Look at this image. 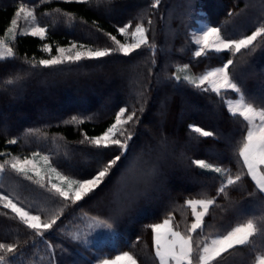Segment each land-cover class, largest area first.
Segmentation results:
<instances>
[{
  "label": "trees",
  "instance_id": "obj_1",
  "mask_svg": "<svg viewBox=\"0 0 264 264\" xmlns=\"http://www.w3.org/2000/svg\"><path fill=\"white\" fill-rule=\"evenodd\" d=\"M153 2L111 0L97 5L69 0H0V37L5 35L22 4L34 5L39 16L47 19L54 12L64 14L62 22L55 26L48 24L49 31L43 40L18 34L12 41L16 58L0 61V161L8 158L3 155L6 153L24 156L38 151L50 155L52 165L63 174L91 178L99 160L119 153L113 150L101 155L80 143L82 133L100 134L114 121L119 108L127 107L126 115L136 110L139 117L138 123L134 117L127 126L134 134L129 142L128 161L147 150L146 166L159 170L146 188L141 186L142 195L124 201L125 210L114 221L110 217L116 205L110 201L115 181L128 161L114 170L110 182L97 189L94 196L77 204L60 200L35 184V178L28 181L6 169L0 179V191L14 202L26 210L39 212L44 221L62 212L53 229L38 237L11 210L0 205V243L18 246L15 261L6 256L9 264H95L97 258H113L123 251L132 252L138 264H159L149 225L160 223L171 214L179 230L185 231L192 222L190 209L183 207L185 199L214 197L222 182L218 174L200 169L193 161L204 159L223 165L233 175L242 171L243 166L237 163L239 158L234 153L246 128L244 121L229 114L224 96L221 99L214 93L192 89L171 77L176 75L180 64L187 63L198 73L231 58L234 63L229 71L248 102L264 106V39L258 38L250 49L234 56L210 54L207 58L193 59L190 36L197 14L231 38L250 35L264 24V0H161L156 8L152 7ZM175 4L179 8L171 19L169 11ZM66 13H72L75 21L69 22ZM167 19H170V39L164 32ZM129 21L133 26L143 22L150 27L148 35L156 46L155 52L142 47L128 57L117 54L55 68H33L27 63L33 58L50 56L42 51L44 43L52 44V55L56 54V47L73 41L93 47H113L105 33L121 39L116 30ZM140 62L142 71L138 76L143 75V79L130 86L131 78L126 79L125 66ZM9 79L15 82L8 84ZM73 116L91 119H85L77 127L66 123ZM191 125L212 131L215 136L201 137L190 130ZM28 129L38 131L33 135ZM14 138L16 144L7 143ZM226 192V196L217 198L218 207L210 209L211 215L205 218L206 235L226 232L236 223L261 213L258 202L264 197L247 176ZM85 215L109 220L115 231H109L110 236L100 241L97 236L98 242L76 245L69 239V233L85 223L82 219ZM48 244L52 245L54 254L48 250ZM261 254H264V235L255 238L254 249L246 247L230 252L221 264H255L256 256Z\"/></svg>",
  "mask_w": 264,
  "mask_h": 264
},
{
  "label": "snow or ice",
  "instance_id": "obj_2",
  "mask_svg": "<svg viewBox=\"0 0 264 264\" xmlns=\"http://www.w3.org/2000/svg\"><path fill=\"white\" fill-rule=\"evenodd\" d=\"M69 2H77L90 4L95 2L97 5L101 3H111V0H69ZM161 4V0H154L152 7L156 8ZM231 14V13H230ZM69 22L75 21L72 13H66ZM23 19L30 23L27 31H19L20 36H28L40 38L43 40L48 34V27L41 26L36 23L35 11L26 5H21L15 12L14 18L6 29L5 36L7 39H0V61H6L16 58V53L9 43L15 41L18 35V25ZM151 26L152 21H148ZM117 33L125 40L131 42H121L117 36L111 33H105L108 39L114 45L113 47H93L82 42H70L66 47L58 46L55 49L56 54L52 55L53 46L44 43L42 51L48 53L50 58H35L28 60L27 63L35 68L37 66L44 68H55L63 65L79 64L82 61L101 60L111 55L131 56L142 47L148 48L155 52L156 46L149 40L150 27H145L143 22H139L133 26L132 22L125 23L122 27L117 28ZM258 38L264 39V24L256 27L250 35H242L240 38H231L222 33V29L218 26H205L198 34L193 36V43L196 50L193 53V59L201 57H209V55L220 56L227 53L234 56L241 53L244 49H250ZM234 63L229 58L222 63L221 66L212 67L204 71L200 75H189L181 77L173 75L171 79L176 82H185L192 89L203 91L205 93H214L223 99L226 93H235L238 99H230L226 101L227 111L232 117L241 118L246 128L240 141L239 147L235 150L234 155L239 158L238 164L243 166L242 171L232 174L230 168L223 165L210 163L204 159H197L193 164L207 172L218 174L222 177V182L217 189V194L211 198H189L185 199L183 207L190 209L192 222L186 226L185 231L179 230L175 217L168 215L160 223L149 225L153 233V243L155 256L159 264H221V261L230 252L243 248H255V238L264 235V199L260 200L259 206L261 213L259 216L253 214L244 222L236 223L226 232L216 234H205V218L210 216V209L218 207L217 198L221 195L226 196V189L236 186L244 180L245 176L255 185L258 193L264 197V106L257 107L253 103L248 102L245 92L236 82V78L229 71L230 66ZM189 65H183V69H188ZM17 79H19L17 77ZM15 81L9 79L8 84ZM143 109L141 108V111ZM128 113L127 107H120L115 114L114 121L106 127L100 134L88 136L82 133L81 144H87L89 147L103 155L104 153L115 150L119 154L111 156L107 160H99L94 174L91 178H72L60 172L52 165L50 155L32 152L23 158L10 153L2 163H0V173L6 169H11L28 181H33L41 188L54 193L60 200L77 204L85 198H90L96 194V190L100 189L106 182H110L113 177L114 170L123 167L128 161L130 155V141L133 139V133L129 132L127 126L130 122H139L136 110ZM85 119L73 116L71 121L66 123H74L77 127L85 123ZM190 130L198 133L201 137H214L215 133L205 130L199 126L191 125ZM38 130L28 129L29 134H35ZM8 144H16L17 139L7 141ZM129 179H126L119 188L113 191V203L116 205L114 215L110 219L118 221L120 215L125 210L124 201H131L133 198L142 195L141 186L145 188L151 182L155 169H138L135 162L128 165ZM253 195L249 193V196ZM0 205L5 209L11 210L18 220L28 229L32 230L38 237L44 235L53 229L62 215L61 213L51 215L46 221L42 220L39 212L26 210L25 207L14 202L13 198L0 191ZM82 219L88 223V231L85 233L76 232L69 233V239L76 245H87L90 243L89 237L99 229L115 231L114 224L109 220H102L97 217H88L85 215ZM139 239V238H137ZM45 243H48L45 241ZM48 250L53 252L51 244H48ZM18 246L14 243H0V264H9L6 256H10L13 261L16 259ZM95 264H138L136 256L130 251H123L114 258H97ZM255 264H264V254L257 255Z\"/></svg>",
  "mask_w": 264,
  "mask_h": 264
},
{
  "label": "rangeland",
  "instance_id": "obj_3",
  "mask_svg": "<svg viewBox=\"0 0 264 264\" xmlns=\"http://www.w3.org/2000/svg\"><path fill=\"white\" fill-rule=\"evenodd\" d=\"M22 5H26L27 7L34 9L35 15H36V21L35 22L36 23H39L41 26L48 27L49 26L48 25L49 23H50V25H52V26L54 25L55 26L57 23L62 22V20H63V15H64L63 13H59V12L51 13L53 16L51 15V18L48 17L49 19H47V18H44L43 15L42 16H39V14L36 12V9H35V6L34 5H30V4H22ZM178 8H179V5L178 4L172 5V7H171V9L169 11V18L172 19L175 16ZM201 16H202V14H197V16H196V18H195V20H194V22H193V24H192V26L190 28V36H191V41H192V53H194V51L196 50V46L193 43V36L195 34H198L199 31L203 27H205V26H214V25L210 24L207 20H205L204 18H202ZM29 27H30V23L24 21L23 19H21V21L19 22V25H18V34H19V31H27L29 29ZM164 32H165V35H166V38L167 39H170L172 37V34H171V26H170V19L169 20L167 19L166 27H165V31ZM0 39H7V37L5 35H3V36L0 37ZM120 40H121L122 43L123 42H131V40L125 41L122 37H121ZM9 46L12 47V42L9 43ZM112 46H114V45L112 44ZM64 47H66V46H64ZM167 51H169V48L167 49ZM48 58H50V56ZM141 64L142 63L140 62V64L139 63H133L130 66H125L126 67V70H127L126 71L127 73H125L126 79L129 78V77L131 78V80H130V86H131L132 83L135 84V82L137 81V79L138 80L139 79H143L142 78L143 75H142V77H139L138 76L139 75V71H142ZM185 64H187V63L180 64V65L177 66L176 75H180L181 77H184V76H189V75H200V74H202L204 72V71L203 72H198V73L197 72H194L191 69V67H190L189 64H187V65H189V68L188 69H183V65H185ZM215 67H217V66H215ZM135 76H137L138 78H136V80H133V78ZM106 81H108V80H106ZM42 84H45V81L42 80ZM238 98H239L238 95L235 94V93L229 92V93L224 94L225 103H226L227 100H230V99H238ZM148 152L149 151H147V150L140 151V153L135 154L136 155L135 158L130 159L128 161V163L126 164L125 167H123V169L121 170L120 175L118 176V178L115 181L114 190H116L117 188H119L121 186V184L126 179H129L130 178L129 177V174H128V165H129V163L135 162L138 169H147L148 168L146 166V164H145L147 162V160H146L147 158H145V154H148ZM41 155H44V154L41 153ZM13 156H15V155H13ZM24 156H20V157L23 158ZM2 162L3 161H0V163H2ZM156 170H155V172H158L159 171L158 169H156ZM3 176H4V172L3 173H0V179ZM33 178H35V177H33ZM197 199H199V198H197ZM110 202L113 203V197H112V199H111ZM113 205H115V204L113 203ZM87 231H88V223H87V221H85V223L80 228H77L73 233H76V232L85 233ZM107 233H109L108 230L99 229L95 233H93L89 237V239H90L91 242H98V239L100 241V240H103V239L109 237L110 234L108 235ZM97 236H99L100 238H98ZM103 258H107V257H100V259H103ZM108 259H111V258H108Z\"/></svg>",
  "mask_w": 264,
  "mask_h": 264
}]
</instances>
